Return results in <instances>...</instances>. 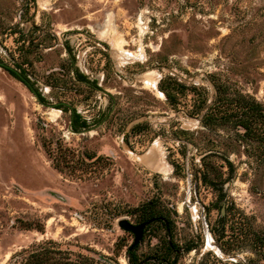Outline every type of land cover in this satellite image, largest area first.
Returning <instances> with one entry per match:
<instances>
[{
  "label": "rangeland",
  "instance_id": "rangeland-1",
  "mask_svg": "<svg viewBox=\"0 0 264 264\" xmlns=\"http://www.w3.org/2000/svg\"><path fill=\"white\" fill-rule=\"evenodd\" d=\"M0 61L31 86L0 65V264L48 240L94 264H264L231 241L264 231L244 164L218 207L199 172L216 89L264 104V0H0Z\"/></svg>",
  "mask_w": 264,
  "mask_h": 264
},
{
  "label": "trees",
  "instance_id": "trees-1",
  "mask_svg": "<svg viewBox=\"0 0 264 264\" xmlns=\"http://www.w3.org/2000/svg\"><path fill=\"white\" fill-rule=\"evenodd\" d=\"M1 66L31 88L28 81L14 69L6 64ZM216 90L214 100L199 117L200 124L215 135L206 139L204 146L206 150L201 156L199 170L201 181L217 192L218 197L214 207H218L220 200L224 198V184L232 180L238 164H244L246 167L243 175H249L250 191L264 195V104L248 94L231 92L226 86ZM74 113L70 126L77 131L85 127L86 122L78 114L73 115ZM181 141L187 144L193 140L184 137ZM231 155L237 158L238 164L230 158ZM218 157L222 158V164L215 163L214 158ZM151 204H146L148 208L143 218L146 224L150 220L159 218ZM232 208V202L226 203V207H223L224 213L219 217L221 230ZM247 229L242 230L237 227L236 230L231 231V235L235 237L231 240L233 246L239 247L244 241V244L248 245L258 257L264 259V231L250 226H247ZM55 251L50 246V240L45 241L28 251L19 264H94L85 257L72 259L68 256H56ZM128 255L130 263L136 264V255L131 248Z\"/></svg>",
  "mask_w": 264,
  "mask_h": 264
},
{
  "label": "water",
  "instance_id": "water-1",
  "mask_svg": "<svg viewBox=\"0 0 264 264\" xmlns=\"http://www.w3.org/2000/svg\"><path fill=\"white\" fill-rule=\"evenodd\" d=\"M0 64L1 65H4L3 62L0 61ZM85 131V130H84ZM81 132V131H80ZM119 225L124 229V230H128V231H131L134 236H135V240L134 241H137L139 239V237L141 236L142 234V228L143 226L145 225L144 223L142 224H138V225H134V224H131L129 221L127 220H122Z\"/></svg>",
  "mask_w": 264,
  "mask_h": 264
},
{
  "label": "bare ground",
  "instance_id": "bare-ground-1",
  "mask_svg": "<svg viewBox=\"0 0 264 264\" xmlns=\"http://www.w3.org/2000/svg\"><path fill=\"white\" fill-rule=\"evenodd\" d=\"M101 26H102L103 30L101 31V33H100V32H99V33H100L102 36H103V33H105L106 30H108V29L112 30L111 28H113V27H112L113 25H112V19H111L110 14L107 15V18L105 19V22H104ZM115 26H116V25H115ZM102 28H101V29H102ZM112 31H113V30H112ZM106 33H107V32H106ZM111 40H113V39H111ZM111 40H110V41H111ZM116 40H117V39H116ZM116 40H115V41H116ZM107 41H108V40H107ZM113 41H114V40H113ZM117 41H118V40H117ZM117 41H116V42H117ZM114 45H115L118 49L120 48V43H115ZM112 47H113V46H112ZM121 50H123V49H121ZM55 111H57V110H55Z\"/></svg>",
  "mask_w": 264,
  "mask_h": 264
}]
</instances>
